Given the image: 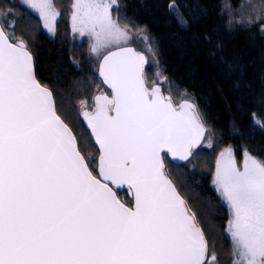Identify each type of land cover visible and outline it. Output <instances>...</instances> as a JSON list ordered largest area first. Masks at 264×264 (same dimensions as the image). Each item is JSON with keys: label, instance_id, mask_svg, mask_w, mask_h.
<instances>
[{"label": "snow or ice", "instance_id": "snow-or-ice-1", "mask_svg": "<svg viewBox=\"0 0 264 264\" xmlns=\"http://www.w3.org/2000/svg\"><path fill=\"white\" fill-rule=\"evenodd\" d=\"M25 3L54 34L52 0ZM71 28L91 37L93 53L117 46L99 66L111 96H95L94 109L81 113L99 145V178L36 78L27 43L0 25V264H218L162 155L189 160L206 131L199 110L149 88L145 57L121 46L130 29L117 0H72ZM110 184L126 185L133 205ZM213 185L230 214L232 264H264V161L245 151L238 166L226 148Z\"/></svg>", "mask_w": 264, "mask_h": 264}, {"label": "trees", "instance_id": "trees-1", "mask_svg": "<svg viewBox=\"0 0 264 264\" xmlns=\"http://www.w3.org/2000/svg\"><path fill=\"white\" fill-rule=\"evenodd\" d=\"M170 3L176 7L170 9ZM223 5H229L230 10L222 12ZM8 8L16 18L15 34L25 39L34 53L39 80L53 89L58 112L73 128L81 151L89 158L98 146L78 104L94 102L102 80L88 62L87 45L74 44L63 23L56 37H51L39 16L18 0H0V13ZM120 10L123 22L147 27L162 71L170 79L171 95L178 99L188 90L215 134L213 155L202 154L195 172L188 171L185 163H174L169 155L166 160L210 246L226 264L233 251L226 230L229 210L213 185V176L216 157L225 146L233 145L239 157L244 148L264 155V127L253 121L255 114L264 122V0H120ZM229 14L239 23L229 26ZM147 80H154L151 72H147ZM124 194L132 200L128 192ZM124 194L120 193L122 199Z\"/></svg>", "mask_w": 264, "mask_h": 264}, {"label": "rangeland", "instance_id": "rangeland-1", "mask_svg": "<svg viewBox=\"0 0 264 264\" xmlns=\"http://www.w3.org/2000/svg\"><path fill=\"white\" fill-rule=\"evenodd\" d=\"M13 1H16V0H13ZM18 1L22 5H24L27 8H29L37 16H39V14L35 10H33L32 8H30L25 3V0H18ZM59 1H63V0H59ZM59 1L58 0H52L54 6L56 8V10L60 13V15L56 18V21H55V29H56L55 30V33L53 34V33L49 32L44 27L45 28V31L51 37H56L57 32H58V28H59L58 26L61 23L66 24L67 27H68V29H69V34L71 35L74 44L80 43V42H84L87 45V49H88V62L90 64V66L93 67V69L95 70V72L97 74H99V66H100V63H101V60H102L103 56L108 51H110L111 49L116 48L117 46L114 45V46H112L109 49H103V50H101L99 53H93L91 51V46H92V39H91V37H89L87 35H83L82 36L79 33H74L72 31V28H71L72 0H68L67 2H65V5H62V3H59ZM117 3L119 5V19H120L121 23L123 24L125 22H123L122 19L120 18V14H121V10H120V0H117ZM2 13H7L6 16L1 15L0 16V20L2 21V23H3L4 27L6 28L8 34L10 36H14L16 39H23L21 36H17L15 34V32H16V28H15L16 18L14 16V14L12 13V10L10 8H8V9L4 10ZM114 14H115V12H114ZM39 18H40V16H39ZM41 22H42V20H41ZM9 23H14V27L8 28L7 26H8ZM42 24H43V22H42ZM128 25H129V29H130L129 36H128L126 42H123V44L121 46H124V45H134L137 49H139L140 51L144 52L148 56V64H147V69H146V77H147V72H151L154 75V80L152 81V83H149L150 86L152 87L154 84H160L163 87V89H164V91L166 93L172 94L171 93L172 92V87H171L172 85H171L170 79L162 71V67H161V63H160L159 56H158V54L155 51V47L153 45V40H152V37H151V35H150L147 27H145V26L134 27V26H132L130 24H128ZM23 40L26 42L25 39H23ZM28 47H29V45H28ZM99 76H100V74H99ZM162 78H166V79H162ZM96 92H97L96 94L103 93V92L111 93L110 92V89L106 86V84L103 81H100L99 82V85L97 87V91ZM172 97H173V95H172ZM185 99L192 100V101L195 102L194 96L188 90H183L181 97H179L178 99H175L174 98V100L177 103H180L182 100H185ZM83 101H86L87 102V107L86 108H90V109L93 108V106H94V102L93 101L92 102H89L87 100H83ZM86 108H84V107L81 106V102L78 104V109H79L80 116L82 115L81 113L83 112V110L86 109ZM209 144L211 146H209ZM215 146H216V137H215V134H214L213 130L209 127L208 134L206 136V139H205L204 143L200 147H198V148H196L194 150V153H193L192 158L188 162L185 163V168L188 171H190V172H195L196 170H198L199 164H200V161H201V159H200L201 155L204 154V153H210L211 155H213L214 150H215ZM226 148H231L232 149L233 155H234V157L236 159V162H237V165L238 166H241L242 167L245 151H247L248 153H250L252 156H254V157H256V158L264 161V155L263 156H258L256 154L251 153L250 151H248L245 148L242 150V157H239L238 156V152L236 151V149L234 148V146L233 145H229V146L223 147L220 150V152L218 153V155L216 157V163H217V160L219 159L220 153L224 149H226ZM99 155H100V151H99V148H98V151L97 152L88 154L89 158H87L89 160V162H90L93 170L96 171V172H97V168H98L97 165H98ZM166 163H167V160H166ZM167 168H168V164H167ZM215 170H216V166H215ZM168 171H169V168H168ZM214 174H215V171H214ZM170 175H171V173H170ZM118 192L121 193V194L122 193L124 194V192H126V193L128 192L131 195V197H132V193L130 191H128V190L119 189ZM125 196L126 195L124 194V197L123 198L127 201V203H129V204L132 203V200L129 201ZM186 199L188 200L187 197H186ZM221 200H222V198H221ZM188 202L190 203L189 200H188ZM223 203H224V201H223ZM224 204L226 205V203H224ZM190 205H191V203H190ZM229 216H230V214H229ZM199 222H200V220H199ZM200 224H201V222H200ZM228 235H229V233H228ZM210 249H214L215 250V248H213L211 246H210ZM215 253L217 255L216 250H215ZM217 258H218V255H217ZM233 259H234V256H233V251H232L230 253V255L228 256V263H226V264H232ZM218 264H223V263L220 262L219 258H218Z\"/></svg>", "mask_w": 264, "mask_h": 264}, {"label": "water", "instance_id": "water-1", "mask_svg": "<svg viewBox=\"0 0 264 264\" xmlns=\"http://www.w3.org/2000/svg\"><path fill=\"white\" fill-rule=\"evenodd\" d=\"M0 25H3V23H2L1 20H0ZM3 26H4V25H3ZM13 42H15V41H13ZM27 46H28V44H27ZM124 47L132 48L134 51H136V52L142 54V55L145 57V59H146V61H147V63L145 64V79H146V81H147V77H146V69H147V64H148V56H147L144 52H142V51H140L139 49H137L134 45H124ZM28 50L31 52V54H32V56H33L34 71H35L36 78L39 80L38 75H37L36 60H35L34 53L31 51V49H30L29 47H28ZM115 50H116V48L111 49L110 51H115ZM107 53H108V52H107ZM107 53H106L105 55H107ZM101 61H102V60H101ZM100 78H101L102 81H103V78H102L101 76H100ZM39 82H40L42 85H44L40 80H39ZM103 82H104V81H103ZM147 84H148V81H147ZM155 85H157V86L160 87L161 92H162L165 96L170 95V94H168V93H166V92L164 91L163 87H162L160 84H155ZM45 86H46L48 89H50L51 92L53 93V97H54V99H55V102H56V108H57V101H56V98H55V95H54L53 89H52L50 86H47V85H45ZM106 86L108 87L107 84H106ZM148 86H149V88H151V86H150L149 84H148ZM108 88H109V87H108ZM109 89H110V88H109ZM110 92H111V89H110ZM101 94H106V95L111 96V93H108V92L98 93L97 95H101ZM97 95H96V96H97ZM171 97H172V96H171ZM172 100H173V103H174L175 105H177V106L183 101V100H182L180 103H177V102L174 100L173 97H172ZM186 100H188V99H186ZM189 101H190L191 103H193V104L197 107V109L199 110L198 105H197L196 102H194V101H192V100H189ZM93 109H94V106H93L92 109H90V108H86V109H84L83 111H85V110H87V111H92ZM57 112H58V108H57ZM199 112H200V111H199ZM58 114L60 115L59 112H58ZM200 114H201V113H200ZM60 116H61V115H60ZM201 117H202V120H203V122H204V125H205V129H206V131H205L204 137H203V139H202V141H201V143H200V145H199L198 147H200V146L204 143V141H205V139H206V136H207V134H208V129H209V127H208L207 123L205 122V120H204L202 114H201ZM61 118L65 121V119H64L62 116H61ZM82 118H83V116H82ZM83 121H84L85 125L87 126V122L84 120V118H83ZM65 122H66V121H65ZM66 123H67V122H66ZM67 124H68V123H67ZM68 125H69V124H68ZM69 127L72 128L70 125H69ZM87 128H88V126H87ZM88 129H89V128H88ZM72 130H73V128H72ZM89 131L91 132L90 129H89ZM73 133L76 135V133H75L74 130H73ZM76 136H77V135H76ZM93 139H94V138H93ZM77 140H78V138H77ZM94 141H95V140H94ZM78 144H79V141H78ZM97 146H98V148H99V145H98V144H97ZM198 147H196V148H198ZM196 148L193 149V153H194V150H195ZM99 151H100V150H99ZM82 155H85V154L82 152ZM162 155H163L164 157H165L166 155H169V157L171 158V160H172L174 163H177V164H184V163L188 162V161L192 158V156H193V155H192V156L189 158V160H187V161H182V160H178V159H173V158L171 157V155H170V154H167V153H162ZM85 158H86V160L89 162V160L87 159L86 156H85ZM98 162H99V160H98ZM89 163H90V162H89ZM164 163H165L166 174H167V175L169 176V178L172 180V182H173V184L175 185L177 191L180 193L181 197L186 201L188 207L191 209V211H192L193 213H195L196 218H197V221H198L200 227L203 229L202 225H201L200 222H199V219H198V216H197L196 212H195L194 209L191 207L190 203L188 202V200L186 199V197H185V196L183 195V193L181 192V190H180V188L178 187L177 183L174 181V179H173L172 176L170 175V172L168 171V168H167L166 157H165ZM90 166H91V164H90ZM91 169L93 170L92 166H91ZM98 171H99V170H98V168H97V172L93 170V173H94L95 175L98 176ZM98 178H99V176H98ZM110 187H113L114 191L117 192V196H118V198H119L122 202L126 203V205H128V206H132V205H133V203H134L133 195H132V204H129V203H127L126 201H124V200L120 197L119 192H118V189L115 188V186H113V185L110 184ZM119 189H127V190H128V188H127L126 185H125L123 188H119ZM203 231H204V229H203ZM204 233H205V231H204ZM205 237H206V239L208 240V237H207L206 233H205ZM208 242H209V240H208ZM209 247H210V244H209Z\"/></svg>", "mask_w": 264, "mask_h": 264}, {"label": "flooded vegetation", "instance_id": "flooded-vegetation-1", "mask_svg": "<svg viewBox=\"0 0 264 264\" xmlns=\"http://www.w3.org/2000/svg\"><path fill=\"white\" fill-rule=\"evenodd\" d=\"M148 81V80H147ZM149 84V83H148ZM150 85V84H149ZM169 94V93H168ZM171 95V94H170ZM172 96V95H171Z\"/></svg>", "mask_w": 264, "mask_h": 264}]
</instances>
